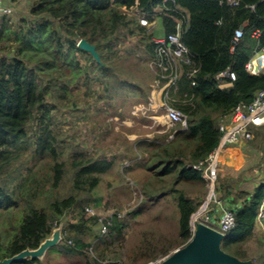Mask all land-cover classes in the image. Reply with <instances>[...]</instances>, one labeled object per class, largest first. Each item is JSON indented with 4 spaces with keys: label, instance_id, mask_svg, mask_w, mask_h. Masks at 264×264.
<instances>
[{
    "label": "trees",
    "instance_id": "16d2710c",
    "mask_svg": "<svg viewBox=\"0 0 264 264\" xmlns=\"http://www.w3.org/2000/svg\"><path fill=\"white\" fill-rule=\"evenodd\" d=\"M11 1L14 0H6V3L13 8L15 5ZM29 1V18L22 15L16 20L10 16L12 10L0 14V49L7 47L3 45L5 41L11 42L16 49L0 55V215L7 214L6 218H12L7 226L9 230L5 229L9 235H0V261L26 248H37L50 236L53 224L80 203L77 194L86 193L89 197L97 187L100 175L111 167L108 159L76 152L69 161L73 171L69 195L53 196L54 190L64 181V167L67 166L60 157L69 154V145L59 138L60 131H56L52 109L55 102L63 106L67 103L77 105L76 97L62 82L67 80L68 73L73 81L86 84V87L91 79L101 84V74L105 77L106 89L120 87L125 94L130 89L140 90L139 84L132 83V74L122 80L110 67L116 55L115 41L122 30L140 38L143 53L149 57L154 55L151 32L121 10L134 5L149 15L160 8L158 15L165 35L175 33L179 21L181 40L192 61L184 65L185 73L179 81L178 92L174 94L179 101L190 99L187 103L175 104L187 114V127L177 129L167 143H148L154 148L149 153L152 162L149 170L153 172V178L142 189L149 198L164 195L167 190L164 176H171L173 186L168 190L176 194L173 197L179 215V246L186 244L192 236L190 216L199 202L176 185L182 187L186 182L202 184L199 173L189 165L203 160L215 148L222 116L231 114L241 102L250 103L256 92L264 89V73L253 75L245 69L246 62L264 47V0H236L237 5L229 0ZM34 17L37 20L30 22ZM240 27H243V37L230 51L234 31ZM255 31L257 36L253 34ZM82 38L95 46L98 61L77 46V39ZM82 57L87 63L82 62ZM44 65L54 68L45 77L35 68ZM192 68L197 69L193 85L187 78V72ZM227 68L236 73L235 80L229 82L226 78H215ZM226 83L229 85L222 86ZM185 93L187 97H184ZM34 155L37 159L32 168L28 162ZM40 165H48L49 172L40 175ZM41 196L45 204L39 203ZM244 197L245 200L237 204L234 226L221 246L227 253L246 260L250 257L243 245L252 235L260 206L264 204V183ZM99 204L95 203L96 206ZM87 207L81 204L79 219L70 223V230L84 232L89 223H98L100 230L98 217L90 215ZM110 224L109 232L120 229L119 223L113 219ZM74 240L75 247L69 251L88 257L83 249L91 244L83 243L76 236ZM167 252L168 249L162 254ZM37 261L38 258H25L11 264H35ZM86 262L125 264L102 259ZM254 264H264V260Z\"/></svg>",
    "mask_w": 264,
    "mask_h": 264
},
{
    "label": "rangeland",
    "instance_id": "374dc122",
    "mask_svg": "<svg viewBox=\"0 0 264 264\" xmlns=\"http://www.w3.org/2000/svg\"><path fill=\"white\" fill-rule=\"evenodd\" d=\"M11 2L15 6L11 8L10 16L16 20L22 15L29 18L28 12L31 4L29 0ZM124 11L128 17L137 21L135 7ZM160 13V9H154L153 20L147 16L149 23L144 25L147 31L151 32L152 39L165 35L161 17L158 15ZM36 20L34 17L30 22ZM118 36L115 41L116 55L110 67L122 80L129 73L132 74V83L139 84L140 90L130 89L125 94V90L120 87L113 88V86L106 89L105 77L101 74H99L101 84L91 79L87 83V87L86 84L76 83L77 80L73 81L70 73L67 75V80L62 81L68 86V91L76 97L77 105L72 106L67 103L63 106L55 102V107L52 109L56 131L58 129L60 131L59 138L64 139L69 145V152H67L69 154L60 157L66 161L67 166L64 167V181L54 190L53 196L58 195L62 198L70 193V178L73 171L69 167V161L74 153L81 151L93 158L108 159L112 165L100 175V181L89 197H86L88 195L86 193L77 194L81 200L80 203L53 224L52 231L60 228L62 236L57 244L50 247L49 250L47 249L38 258L35 264H86V261L92 263L93 260L99 259L125 264H149L183 246H179V215L177 203L173 197L176 194L174 191L168 190L173 186L171 176H166V178L164 176L167 189L164 191V195L149 198L142 192L144 184L153 178V172L149 170L152 164L149 153L154 148L148 143H167L173 137V133L180 128L177 124L167 121L164 116L165 111L158 107L159 102L156 106L154 104L153 93L158 89L152 93V96L151 92L155 89L157 71L155 66L150 64L152 57L143 53V44L138 41L140 38L123 30ZM3 45H7L8 48H1L0 55L16 50L11 42L6 43L5 41ZM81 59L83 63H87L83 57ZM51 64L53 65V63ZM52 65L36 66L35 68L45 77L51 74L56 67V64H54V68ZM94 74L98 75L97 72ZM36 159V155L29 159L30 167L33 168ZM49 169L48 165H40L38 168L40 175L48 173ZM181 186L176 185L177 188H183L187 193L199 198L197 201L199 205L192 213L195 215L202 209L206 200L207 188L204 181L202 184L186 182ZM48 193L47 190L45 195L47 196ZM97 202H100L98 206L95 205ZM39 203L45 204L43 196ZM81 204L90 207L93 212L90 215L100 219L116 214L117 217L114 221L119 223L120 229L110 230L104 238V243H99L101 238H99L98 223L94 225L89 223L84 232L70 230L68 228L70 223L79 219ZM203 212L194 217V227L196 223H200ZM5 215L7 214L0 215V235L3 237L9 235L7 226L12 219L10 216L6 218ZM2 221L4 222L2 223ZM255 226V232L253 231L249 240L243 245L244 251L247 252L253 264L256 261L264 260L260 257L264 256V220L262 224L256 222ZM74 236L85 244L92 243L93 248L90 246L83 249V253L85 252L88 257L78 256L73 251H69V248L75 247ZM70 239L71 243L68 242ZM91 248L92 250H90ZM166 249H168L167 254L161 256ZM146 251H151L152 260L145 258Z\"/></svg>",
    "mask_w": 264,
    "mask_h": 264
},
{
    "label": "built area",
    "instance_id": "2783aa9c",
    "mask_svg": "<svg viewBox=\"0 0 264 264\" xmlns=\"http://www.w3.org/2000/svg\"><path fill=\"white\" fill-rule=\"evenodd\" d=\"M231 4L237 5L238 1L229 0ZM137 5L135 7V17L141 25H147L149 15L139 10ZM130 7V8H132ZM123 7L124 9H130ZM123 12L125 13V11ZM11 12V7L6 0H0V14H8ZM181 23L177 22V31L170 33L161 38L154 39V55L151 58L152 65L156 68L155 89L152 93L158 89L159 105L165 111L164 116L171 124H179L181 129L187 127V114L177 108L175 104L177 102L187 103V98L177 100L174 97L179 90V81L185 73L184 65L191 64L192 61L188 55V49L181 40ZM254 35H258L255 31ZM243 37V29H235L230 51H233L236 44ZM247 72L253 75L264 73V47L254 54L250 60L245 64ZM196 68H192L187 72V78L191 79V84H195ZM216 79L226 78L228 81H233L236 78V73L227 68L224 71L219 72ZM187 97V94H184ZM264 125V89L258 90L250 103H239L235 106L232 113L226 115L220 119L218 123V129L220 131V137L215 148L201 161L190 164L189 167L199 172L200 177L205 181L207 188V195L202 211H204L208 205L214 204L220 210V215L217 224L214 226L217 231L225 235L233 226L235 222V208L228 206L226 202L221 199L216 191L218 167L220 163V157L222 150L228 145L237 143L243 140H249L253 137L250 131V126H262ZM264 183V177H263ZM91 214H93L90 207L86 208ZM120 216V215H119ZM110 217L100 219L101 222V234H106L108 226L110 224ZM264 220V204L260 206V211L257 214L256 222L263 223ZM193 226V224H192Z\"/></svg>",
    "mask_w": 264,
    "mask_h": 264
},
{
    "label": "crops",
    "instance_id": "0c3cea01",
    "mask_svg": "<svg viewBox=\"0 0 264 264\" xmlns=\"http://www.w3.org/2000/svg\"><path fill=\"white\" fill-rule=\"evenodd\" d=\"M249 128L253 135L252 139L228 144L222 150L220 157L216 191L218 189V195L224 198L225 202L229 199V204H232L233 207H237V204L245 200L244 196L252 193L263 183L264 125L250 126ZM188 194L196 201L199 200L196 198L198 196ZM219 215L220 210L212 205L201 220L213 224L219 219ZM255 230L254 228V232ZM104 238L99 243H104ZM144 255L147 259H153L151 251H146Z\"/></svg>",
    "mask_w": 264,
    "mask_h": 264
},
{
    "label": "water",
    "instance_id": "95a60500",
    "mask_svg": "<svg viewBox=\"0 0 264 264\" xmlns=\"http://www.w3.org/2000/svg\"><path fill=\"white\" fill-rule=\"evenodd\" d=\"M77 46L99 60L95 46L86 39H80ZM59 239L60 228L54 229L51 236L44 239L37 248H26L11 257L4 258L0 264H11L25 258H39L47 249L57 244ZM223 239V234L209 225L196 223L192 236L186 244L150 264H253L251 259L243 260L224 251L221 246Z\"/></svg>",
    "mask_w": 264,
    "mask_h": 264
},
{
    "label": "clouds",
    "instance_id": "9594fccd",
    "mask_svg": "<svg viewBox=\"0 0 264 264\" xmlns=\"http://www.w3.org/2000/svg\"><path fill=\"white\" fill-rule=\"evenodd\" d=\"M139 9V8H138ZM151 18H152V20H153V16H150ZM137 22H138V20H137ZM139 23V22H138ZM140 24V23H139ZM141 25V24H140ZM142 26H144V25H142ZM165 36V35H164ZM163 36V37H164ZM80 40V39H79ZM78 40V41H79ZM154 40V39H153ZM230 82V81H229ZM229 84H224V85H222V86H228ZM151 96H152V92H151ZM177 125H179V124H177ZM263 126V125H262ZM180 129H181V126H180ZM186 129V128H185ZM199 173V172H198ZM200 175V174H199ZM217 177H218V175H217ZM202 179V178H201ZM203 180V179H202ZM204 181V180H203ZM205 182V181H204ZM206 185V184H205ZM217 185V184H216ZM222 198V197H221ZM224 199V198H223ZM215 206L214 204H211V205H208L207 206V208L205 209V211L204 212H206L211 206ZM228 206H230V207H233L232 206V204H229V199H228ZM215 207H217V206H215ZM233 208H235V212H236V209H237V207H233ZM217 209H219L218 207H217ZM203 211H202V209H200L198 212H196V213H198L197 214V216H199L201 213H202ZM203 212V215L205 214ZM193 215V214H192ZM192 215L190 216V221H189V224H190V229H191V231H192V233H193V231H194V226H192V224H193V222H192V220H191V217H192ZM110 217V216H109ZM117 216H116V214L114 215V216H112V217H110L111 219H115ZM197 220H198V217H197ZM200 220V219H199ZM98 221H99V217H98ZM100 222V221H99ZM200 223H204V224H207V225H209L210 227H212V228H214L215 229V225L217 224V222H218V220L215 222V223H213V224H210V223H207L206 221H202V220H200L199 221ZM101 223V222H100ZM112 224V223H111ZM110 224V225H111ZM53 230V229H52ZM216 230V229H215ZM230 231V230H229ZM228 231V232H229ZM53 232V231H52ZM219 232V231H218ZM227 232V233H228ZM108 233H109V226H108V231L106 232V234H101V226H100V230H99V238H104L105 236H107L108 235ZM226 233V234H227ZM52 234V233H51ZM226 234L225 235H223L224 236V238H225V236H226ZM62 236V232L60 231V237ZM60 240V239H59ZM69 243H70V240L68 241ZM91 246H92V248H93V245H92V243H91ZM92 248L90 249V250H92ZM88 251V250H87ZM247 260V259H246ZM104 262H116V261H111V260H104ZM155 262V261H154ZM117 263H121V262H117ZM152 263V262H151ZM150 264V263H149Z\"/></svg>",
    "mask_w": 264,
    "mask_h": 264
},
{
    "label": "bare ground",
    "instance_id": "6f19581e",
    "mask_svg": "<svg viewBox=\"0 0 264 264\" xmlns=\"http://www.w3.org/2000/svg\"><path fill=\"white\" fill-rule=\"evenodd\" d=\"M158 9H160V8H158ZM162 9V8H161ZM170 9V8H169ZM173 9V8H172ZM177 9V8H176ZM178 10V9H177ZM182 10V9H181ZM180 10V11H181ZM188 12V11H187ZM182 15V14H181ZM184 17V16H183ZM155 20V19H154ZM154 24V23H153ZM227 84V83H226ZM158 95H160V92H154L153 93V100H154V104H155V106L158 104V99H159V96ZM157 98V99H156ZM223 117V116H222ZM166 118V117H165ZM198 213H196L194 216L192 215V217H191V220H192V222H194V217L197 215ZM194 229H195V227H194Z\"/></svg>",
    "mask_w": 264,
    "mask_h": 264
}]
</instances>
